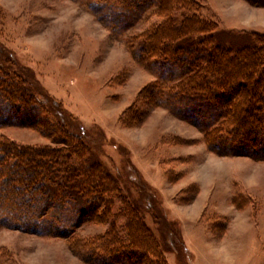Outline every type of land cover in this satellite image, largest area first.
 Listing matches in <instances>:
<instances>
[{"label": "rangeland", "instance_id": "obj_1", "mask_svg": "<svg viewBox=\"0 0 264 264\" xmlns=\"http://www.w3.org/2000/svg\"><path fill=\"white\" fill-rule=\"evenodd\" d=\"M201 2L202 15L238 35L237 45L264 34V7L248 0ZM155 8L119 34L91 0H0V61L20 69L48 107L57 101L51 118L74 126L93 160L118 183L119 191L107 195L115 200L111 213L126 197L168 264H264V160L220 156L204 143L201 122L141 100L158 76L130 45L160 21ZM1 135L55 146L35 128L3 127ZM108 225L83 221L71 238L79 240L77 253L70 239L0 227V264H87L81 258L86 241Z\"/></svg>", "mask_w": 264, "mask_h": 264}, {"label": "trees", "instance_id": "obj_2", "mask_svg": "<svg viewBox=\"0 0 264 264\" xmlns=\"http://www.w3.org/2000/svg\"><path fill=\"white\" fill-rule=\"evenodd\" d=\"M248 1L264 7V0ZM154 6L160 21L130 43L158 76L141 100L201 122L204 143L220 156L264 160V34H250L245 46L237 45L238 35L220 31L202 15L201 0H91L95 13L119 34ZM37 93L20 69L0 61V128H35L55 144L22 145L0 136V227L70 239L77 253L81 245L71 238L83 221L109 224L86 241L81 258L87 264H168L126 197L111 213L115 200L107 195L119 191L118 183L93 160L74 126L51 118L57 101L48 107Z\"/></svg>", "mask_w": 264, "mask_h": 264}]
</instances>
